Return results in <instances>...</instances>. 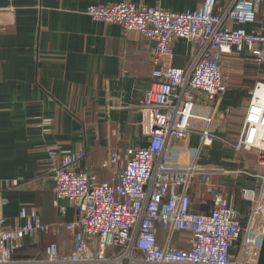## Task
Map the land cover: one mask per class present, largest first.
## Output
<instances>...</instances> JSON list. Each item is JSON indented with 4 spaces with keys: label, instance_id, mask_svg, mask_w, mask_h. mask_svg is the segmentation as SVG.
<instances>
[{
    "label": "crops",
    "instance_id": "obj_1",
    "mask_svg": "<svg viewBox=\"0 0 264 264\" xmlns=\"http://www.w3.org/2000/svg\"><path fill=\"white\" fill-rule=\"evenodd\" d=\"M121 2L185 13L196 11L205 0H0V198L6 202L1 215L6 229L23 227L19 212L32 208L49 230L35 240H25V260L42 259L50 244L64 253L73 249L71 234L62 224L74 222L77 211L65 201H59L58 207L53 204L48 145H59L67 152L83 149L86 158L79 170L93 172L103 183L108 173L100 165L111 151L119 150L123 156L126 148L147 146L142 108L145 93L158 81L155 46L140 34L95 22L85 13L89 6ZM260 8L254 24L238 26L228 21L226 25L248 34L259 32L264 0ZM194 49L195 44L174 39L173 66L186 68ZM221 61L227 91L210 103L198 94L189 128L197 132L208 128L235 144L243 131L249 91L261 81L262 67L244 48L233 49ZM43 121L50 124L44 126ZM199 140L193 133L185 142H177L174 160H191ZM196 162L226 172L214 175L212 182L241 218H247L251 205H243L240 190L260 186L255 153L236 152L215 141L199 150ZM189 198L192 212L210 211L211 199L197 179ZM59 207H67L64 216ZM190 238L180 233L173 244L189 249Z\"/></svg>",
    "mask_w": 264,
    "mask_h": 264
},
{
    "label": "built area",
    "instance_id": "obj_2",
    "mask_svg": "<svg viewBox=\"0 0 264 264\" xmlns=\"http://www.w3.org/2000/svg\"><path fill=\"white\" fill-rule=\"evenodd\" d=\"M262 0H205L196 11L169 13L158 7L129 2L111 6H89L86 14L95 22L117 25L124 33L135 32L154 44L158 80L145 93L142 132L146 147L113 150L100 168L108 173L105 183L93 172L79 170L86 152L61 150L48 145V169L54 186L55 207L65 201L77 211L74 222L62 226L71 234L73 249L64 253L50 244L42 259L16 261L14 254L25 248V240L46 234L48 227L36 211L23 207V227L5 228L0 198V264H256L264 235V22L261 30L248 34L238 26L256 22ZM174 39L195 44L186 68L173 66ZM250 52L262 67V79L249 91L243 131L235 144L206 128L192 131L195 98L210 103L227 91L221 58L232 50ZM50 121H43L47 126ZM197 133L199 150L218 141L236 152L255 153L261 173L257 189H241L250 203L245 225L233 203L212 182L226 172L197 164V149L186 162L174 160V146ZM197 179L211 199L207 214L191 210L189 190ZM65 215L67 207H59ZM164 239L158 242V231ZM188 233L189 249H178L173 239Z\"/></svg>",
    "mask_w": 264,
    "mask_h": 264
},
{
    "label": "trees",
    "instance_id": "obj_3",
    "mask_svg": "<svg viewBox=\"0 0 264 264\" xmlns=\"http://www.w3.org/2000/svg\"><path fill=\"white\" fill-rule=\"evenodd\" d=\"M247 203H248V202H247ZM247 203L243 202V205L246 206V205H248ZM241 222H242V225H245V223H246V218H245V219H242ZM65 223H68V222H65ZM23 253H24V250L16 252V253L14 254V258H15V259H19V260H25V259H28L27 257H24V256H23Z\"/></svg>",
    "mask_w": 264,
    "mask_h": 264
},
{
    "label": "water",
    "instance_id": "obj_4",
    "mask_svg": "<svg viewBox=\"0 0 264 264\" xmlns=\"http://www.w3.org/2000/svg\"><path fill=\"white\" fill-rule=\"evenodd\" d=\"M256 264H264V235L261 241L260 253Z\"/></svg>",
    "mask_w": 264,
    "mask_h": 264
},
{
    "label": "rangeland",
    "instance_id": "obj_5",
    "mask_svg": "<svg viewBox=\"0 0 264 264\" xmlns=\"http://www.w3.org/2000/svg\"><path fill=\"white\" fill-rule=\"evenodd\" d=\"M48 232H49V230H48ZM48 232H47V233H48ZM47 233H46V234H47ZM159 235H160V238H159ZM161 236H163V235H162V232L159 230V231H158V242H159V241L162 242V241H161Z\"/></svg>",
    "mask_w": 264,
    "mask_h": 264
}]
</instances>
